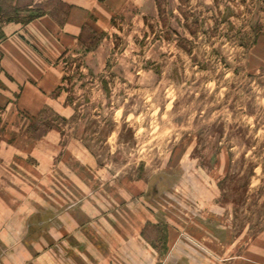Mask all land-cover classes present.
I'll list each match as a JSON object with an SVG mask.
<instances>
[{
    "label": "rangeland",
    "instance_id": "rangeland-1",
    "mask_svg": "<svg viewBox=\"0 0 264 264\" xmlns=\"http://www.w3.org/2000/svg\"><path fill=\"white\" fill-rule=\"evenodd\" d=\"M30 1L0 0V12L25 23L67 10ZM100 2L108 16L61 58V101L17 122L28 135L52 126L33 158L41 177L135 194L158 264L173 229L181 255L167 264H264V0ZM46 209L35 223L62 214ZM203 228L216 245L199 242Z\"/></svg>",
    "mask_w": 264,
    "mask_h": 264
},
{
    "label": "crops",
    "instance_id": "crops-1",
    "mask_svg": "<svg viewBox=\"0 0 264 264\" xmlns=\"http://www.w3.org/2000/svg\"><path fill=\"white\" fill-rule=\"evenodd\" d=\"M48 1L31 0L25 9ZM60 1L67 7L62 21L50 11L25 23L6 21L0 12V264H158V253L144 237L152 214L133 203L135 194L120 200L109 190H90L82 174L43 180L33 161L41 142L17 124L24 115L55 108L64 79L61 58L77 47L89 23L98 27L108 16L101 0ZM61 206L57 220L35 223L45 207L52 215ZM37 224L43 233L27 231ZM179 233L173 229L163 264L181 255L174 249ZM197 237L212 246L218 241L209 228ZM211 245L207 249L214 251ZM187 258L183 264L207 262Z\"/></svg>",
    "mask_w": 264,
    "mask_h": 264
},
{
    "label": "trees",
    "instance_id": "trees-1",
    "mask_svg": "<svg viewBox=\"0 0 264 264\" xmlns=\"http://www.w3.org/2000/svg\"><path fill=\"white\" fill-rule=\"evenodd\" d=\"M157 7L160 9L161 3L160 0H155ZM52 129L51 125H47L46 128L42 131H39L38 133H32L29 135L33 138V139H40L41 137H43L47 132H49Z\"/></svg>",
    "mask_w": 264,
    "mask_h": 264
}]
</instances>
